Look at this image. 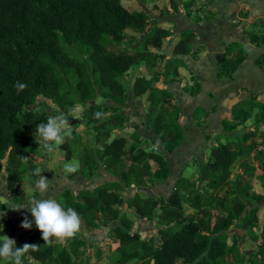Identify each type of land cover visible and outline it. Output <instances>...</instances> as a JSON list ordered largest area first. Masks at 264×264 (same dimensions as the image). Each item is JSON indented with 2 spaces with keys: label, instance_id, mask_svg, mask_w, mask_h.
<instances>
[{
  "label": "trees",
  "instance_id": "obj_1",
  "mask_svg": "<svg viewBox=\"0 0 264 264\" xmlns=\"http://www.w3.org/2000/svg\"><path fill=\"white\" fill-rule=\"evenodd\" d=\"M150 24L147 16L136 14L122 0H0V179L5 173L6 187L12 194L37 169L28 157L42 148L35 140L36 126L50 116L45 106H36L40 96L57 99V107L69 120L76 107L91 103L75 129L81 124L95 125L104 141L98 151L93 147L83 151L82 167L90 177L101 161L111 173L122 172L125 158L131 153L128 142L140 141L141 136L136 132L128 137L122 132L129 123L128 115L116 109L108 112L103 105L93 102L100 95L127 100L124 77L140 63H144L149 74L134 78L131 96L145 97L147 126L160 136L166 151L174 152L180 146L184 135L178 122L180 109L167 107L174 94L156 83L161 79L166 83L181 80L180 69L186 66L181 56L190 52L191 44L185 38L179 39L172 49L174 57L163 67L160 62L165 55L161 49L171 31L157 25L148 30ZM129 30L146 33L143 45L134 52L118 47L135 39ZM260 39L264 41V34ZM80 54L86 55L87 60ZM242 60L243 57L225 56L220 74L232 75ZM193 87L198 89L199 84ZM97 111L110 115L97 119ZM248 137L244 136L243 142ZM60 147L67 149L68 158L72 155L68 140ZM249 149L247 144H241L239 149L227 145L212 148L211 157L202 166L206 179L202 188L180 176L167 198L137 194L127 200L128 207L142 219L157 218L165 227L166 238L158 244L154 237L145 242L140 232L134 230L133 216L122 214L121 210L126 199L122 195L125 186H153L156 179L169 177L166 157L155 150H142L131 153V166L124 182L107 181L77 194L69 188L61 193L65 206L74 208L82 218L80 231L67 243H45L42 235L35 234L21 239L17 247L35 243L39 250L29 251L25 258L46 264H54V260L58 264H73L84 255L82 248L87 243L83 233L100 227L101 213L107 219L119 220L113 231L119 260L124 263L232 264L227 261L229 257L236 264H264V227L257 251L241 248L248 237L259 240L254 227L260 208L246 213L249 204L245 197L250 187L235 195L216 194L229 180L234 163ZM152 163L158 168L154 170ZM247 165L245 161L241 164L244 168ZM254 198L261 200L264 195L254 194ZM186 205L195 209L193 219L186 214ZM239 220V227L247 234L229 233ZM0 264L8 262L0 260Z\"/></svg>",
  "mask_w": 264,
  "mask_h": 264
},
{
  "label": "crops",
  "instance_id": "obj_2",
  "mask_svg": "<svg viewBox=\"0 0 264 264\" xmlns=\"http://www.w3.org/2000/svg\"><path fill=\"white\" fill-rule=\"evenodd\" d=\"M122 3L136 14L149 18L151 24L148 30L157 25L171 31L161 49L165 55L160 62L163 67L174 57L172 49L179 39L185 38L191 44L190 52L181 56L186 63V66L180 69L181 80L166 83L161 79L156 83L158 87L169 89L174 94V98L167 101V107L176 106L180 109L178 122L183 128L184 135L180 146L174 152H167L160 136L148 128L145 97L134 99L131 96L134 78L149 74L144 63L138 64L129 72L130 75L124 77L128 92L126 102L112 95L115 104L111 105L130 118L122 132L128 137L136 132L141 136L140 141L132 142L130 152L155 150L163 154L170 164L169 177L156 179L153 186L124 187L122 195L126 199L121 205L122 214L130 213L133 216L136 221L134 227L142 224L141 227L144 229V225L149 222L148 234H154L155 237H162L164 240L165 227L156 220L146 219L147 222H143L146 220L128 207L127 200L137 194L167 198L180 176L196 182L198 187L202 188L203 182L206 181L202 174V166L211 157L212 148L227 145L232 149H239L241 144H247L250 151L240 156L234 163L229 180L216 191V194L235 195L246 186L250 187L249 195L245 197L249 204L246 213L252 208H260L258 222L254 227V233L259 236V240L256 242L248 237L241 248L248 249L253 244L258 248L264 227V199L254 198V194L264 195V153L257 150V145L264 141V41L260 39L264 34V0H122ZM128 33L134 38L140 34L142 40L136 44H120L118 47L134 52L143 45L146 33L133 30H129ZM225 56L235 59L243 57L237 70L230 76L220 74ZM196 83L199 84L198 89L193 87ZM79 121L70 122L73 126ZM75 130L78 128L73 132ZM246 135L249 137L245 143L243 137ZM100 143L102 141L98 144ZM40 151L41 154L34 153L32 159L38 164L37 169L43 170L41 174L50 181V190L45 196H41L35 188L34 182L40 178L36 172L21 184L20 190L15 194L5 187V173L0 179V224L4 225L0 235L14 238L16 245L23 238L29 239L35 234L42 235L35 226L34 217L29 211L30 205H27L34 197L55 198L65 205L61 196L65 189L69 188L77 194L84 188L94 189L107 181L124 182L131 166L129 153L120 174L115 175L106 170L104 162L101 161L99 169L90 177L82 167L81 155L77 157L76 153H72L68 158L66 150L60 146L54 153H48L43 149ZM243 161L247 162V168L241 166ZM68 162H79L80 167L75 174H68L63 170V165ZM152 166L154 170L158 168L155 163H152ZM8 204L10 207H6ZM17 207L23 208L16 209ZM185 208L187 215H195V209L188 205ZM100 216L98 220L100 227L84 232L82 238L87 243L86 247L82 248L84 255L73 264L109 263L106 256L108 250L103 249L107 242L110 244V251L114 250L118 254L113 227L119 220L107 219L101 213ZM25 217L32 222L30 229L21 226ZM190 218L193 219L194 216ZM106 221L107 224L104 223ZM240 223V220L237 221L229 233L239 236L247 234L246 230L239 227ZM160 234L164 236H159ZM142 238L145 239L144 236ZM54 241L55 238L50 243ZM247 241L250 244L246 245ZM228 242L231 245L233 238L230 237ZM253 250L256 251L254 248ZM25 257L24 255L23 259ZM230 259L228 257L227 261L236 264ZM116 262L133 264V261L124 263L118 257ZM53 263L58 264L55 260ZM24 264L46 263L27 257Z\"/></svg>",
  "mask_w": 264,
  "mask_h": 264
},
{
  "label": "clouds",
  "instance_id": "obj_3",
  "mask_svg": "<svg viewBox=\"0 0 264 264\" xmlns=\"http://www.w3.org/2000/svg\"><path fill=\"white\" fill-rule=\"evenodd\" d=\"M79 115L82 113L77 112V116ZM94 115L97 119H106L110 114L97 111ZM72 132L73 128L69 123V118L63 113H59L49 116L46 122H41L36 126L35 140L39 147L48 153H54L56 148L64 143L65 138L72 135ZM79 167V162H68L63 165V170L68 174H75ZM42 171L36 169V174L40 178L34 182V185L41 196H45L50 190V181L41 174ZM27 205H30L29 211L34 217L35 226L41 231L45 243H49L55 238L58 243L65 244L68 239L73 238L80 231L82 223L80 214L74 208L66 207L63 202L55 198L34 197ZM21 226L30 229L32 222L25 217ZM3 228L4 225L0 224V231ZM38 250L39 245L35 243H25L22 247H17L14 238H10L8 235H0V260H4L8 264H24V255L29 251Z\"/></svg>",
  "mask_w": 264,
  "mask_h": 264
},
{
  "label": "rangeland",
  "instance_id": "obj_4",
  "mask_svg": "<svg viewBox=\"0 0 264 264\" xmlns=\"http://www.w3.org/2000/svg\"><path fill=\"white\" fill-rule=\"evenodd\" d=\"M141 36H140V34H137V36H136L135 39L130 40V41L129 40H126L124 44H136V43L140 42V40H142ZM112 49L113 50H116V48H112ZM80 56H82L85 61L87 60L86 55L80 54ZM91 70L93 71L94 68L91 67ZM128 75H130V74H128ZM124 80H125V78H124ZM125 82H127V81L125 80ZM110 100H111L112 103H110ZM124 102H126V100H124ZM93 103L103 105L107 109L108 112L116 109L113 105H111V104H115V100L110 95H106V96L100 95V96H98V98ZM108 103H110V104L109 105H106ZM89 105L87 107H89ZM36 106L37 107L45 106L47 108L50 116L57 115V114L61 113L60 110H59V108L57 107V99H47L46 100L42 96H40L39 97V100H38V103L36 104ZM36 106H34V107H36ZM87 107L85 105H83V106L80 105V106L76 107V109L72 112V115H71L72 116L71 117L72 119L69 120V123L71 124L72 122H70V121H73V120H75V121L76 120H80L79 122H77L75 125L72 126L73 130L75 129V126L77 124H80V122H82L83 119L85 118L86 113L88 111V108ZM28 109H30V107H28L27 110ZM77 112L82 113V115L77 116ZM73 117H77V118H73ZM70 137H66L64 142H67V140H68L69 146L71 148V151L73 152V154L76 153L77 154V157H79L80 155H82L83 151L86 148H89V147H93V148H95L98 151V149H100V147H101L98 143L101 142V141H104V139L102 138V136H101V134L99 132V129L95 125H92V126L87 127L85 124H81V125H79L78 130H75L74 132H72V135ZM112 137H114V135ZM132 142H133V140L128 142V145H127L128 150L130 149V145L132 144ZM40 150H42V149L41 148H38L36 150V152L30 153L28 159L31 160V161H34L32 159V157L34 156V153L41 154V151ZM37 157L39 158L40 156H37ZM34 164L36 165V167H38V164L35 163V161H34ZM28 177L26 178V180L28 179ZM4 184H5V187H6V182L5 181H4ZM207 192H209V191H207ZM217 213L218 212L215 211V214H217ZM188 216L191 217V216H194V215L189 214ZM100 219H102L101 216H100ZM143 220H146V218H144ZM147 220H156L159 223V221H158L157 218H155V219H147ZM147 220L146 221H143V222L146 223ZM104 223H106V222H104ZM141 225L142 224L136 225V227H134V230L140 232L141 236H144L145 237V239H144L145 242L148 243V240L150 238H152V237H154L156 239L157 244L160 243V242H162V240H163L162 237L161 238L160 237H155L154 234H148V231H149V222H147V225H144V229H142ZM159 236H164V235L163 234H160ZM69 240L70 239H68V241ZM55 242H57V241L55 240L53 243H55ZM247 244H250V242L247 241L246 242V245ZM253 246L252 247L257 251L258 248L256 247V245L253 244ZM100 248L101 247H99V249ZM103 249L104 250H108V254L106 256L108 257L109 263H107V264H111V263L117 264L116 260H117V257L119 258V256H118V254L114 250L113 251H110V244H108V242L103 246ZM103 249H101V250H103ZM100 253L102 255V251ZM24 260H26V258L23 259V261ZM133 264H139V262L133 261ZM185 264H191V263H185Z\"/></svg>",
  "mask_w": 264,
  "mask_h": 264
},
{
  "label": "built area",
  "instance_id": "obj_5",
  "mask_svg": "<svg viewBox=\"0 0 264 264\" xmlns=\"http://www.w3.org/2000/svg\"><path fill=\"white\" fill-rule=\"evenodd\" d=\"M257 150L262 151L264 153V141L257 145Z\"/></svg>",
  "mask_w": 264,
  "mask_h": 264
}]
</instances>
